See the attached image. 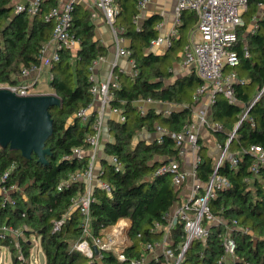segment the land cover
<instances>
[{"label": "trees", "instance_id": "16d2710c", "mask_svg": "<svg viewBox=\"0 0 264 264\" xmlns=\"http://www.w3.org/2000/svg\"><path fill=\"white\" fill-rule=\"evenodd\" d=\"M58 1L43 0L38 12L30 16L26 11H16L19 0H0V84L20 83L22 69L39 62L40 50L49 41L53 29L48 14ZM140 1L116 0L119 6L116 25L128 41L134 73H116L118 84L111 89L109 107L118 108L124 120L109 121L113 138L106 141L104 152L115 157L116 162L102 157L100 174V179L111 189L96 185L90 206L91 229L95 235H101L104 227L115 224L120 218L131 221V244L125 248V258L120 259L114 250L106 249L101 251V258L92 259L75 248V243L83 238V221L79 210L71 208L72 199L83 191L84 183L70 181L69 177L86 165L87 157L77 160L65 156L75 146L88 147L86 137L93 131L96 113H90L83 122L77 112L92 103V61L103 57L107 49L95 36L89 9L75 2L70 31L78 47L75 51L60 48V59L51 67L49 84L62 105L50 110L54 127L46 142L50 148L47 161H39L35 154L25 158L19 150L0 146V183L8 171L3 185L16 186L9 197L0 193V244L9 247L13 264H29L33 236L39 239L45 264H132L134 257L143 255L146 242L160 239L162 231L152 228L157 223L163 226L168 222L167 216L180 199V188L173 184L171 173L161 172L159 168L177 157L178 148L172 133L180 131L193 116L194 91L201 79L195 73L175 76L172 67L178 56L176 49L182 44L185 33L195 26L197 16L189 9L183 11L178 37L171 39L168 50L156 53L150 45L159 35L158 24L162 17L153 13L140 24L136 23ZM261 2L264 0H249L248 7L253 11ZM251 27L245 20L234 45L240 55V80L234 82L233 90L244 103H250L264 88V16ZM244 44L248 56L244 53ZM147 98L173 106L167 114L153 104L142 112L137 103ZM242 110L240 103L232 104L224 96H216L211 117L222 125L214 134L223 147ZM156 123L166 129L160 133V138L140 136L143 130L154 132ZM252 144L264 147V90L250 107L249 118L237 127L228 144L229 151L242 154L239 163L231 166L226 160L218 170L230 186L218 190L210 205L223 221L210 224L205 240L194 239L190 243L181 264H228L221 260L225 253L222 235L225 222L230 223L232 219H237L239 224L232 232L236 243L233 264H264V184L255 180L251 185L247 181L255 159L248 152ZM201 154L197 174L205 183L210 180L218 157L204 146ZM262 175L264 177V171ZM64 217L61 229H54L55 222ZM2 226L21 227L23 234L18 239L24 260L17 257L15 237L2 233ZM241 227H248L250 232L240 230ZM182 236L183 224L178 223L172 231L173 247L184 240ZM147 264H161V258Z\"/></svg>", "mask_w": 264, "mask_h": 264}, {"label": "built area", "instance_id": "2783aa9c", "mask_svg": "<svg viewBox=\"0 0 264 264\" xmlns=\"http://www.w3.org/2000/svg\"><path fill=\"white\" fill-rule=\"evenodd\" d=\"M43 0H27L16 5V11H26L30 16L35 15L41 2ZM148 0H141L140 7L146 5ZM176 1V26L166 34H159L151 42L154 45H166L169 47L171 39L177 35V26L180 22L181 14L185 9L193 11L197 16V26L191 30L182 49V59L185 66L194 69L201 79L200 85L196 89L195 98L207 94L209 96V104L212 106L216 96L221 94L230 103L237 104V98L233 84L240 80L235 70L225 72V67H237L240 64V55L234 48V45L239 39V28L244 24L243 9L248 4L249 0H175ZM78 0H70L66 3L57 5L50 10L48 17L53 21V29L51 37L40 50L39 62L31 63L24 67L20 73V83L8 84V87L15 91L18 95H28L35 93L31 90L33 86L39 81L43 72L48 71V79H52L51 67L56 61L60 59L59 49L68 47L73 50L75 43L74 34L70 31L72 15L71 11L73 4ZM92 7L100 9L105 17L107 24L112 27L114 44L117 48V57L125 56L130 58L131 51L124 44L126 39L119 33L116 25V18L119 12V6L116 0H89ZM261 4V3H260ZM54 44V48L50 53L47 52L50 44ZM244 53L249 55L248 48L244 47ZM100 58L92 61L90 78L93 84L90 88L92 96L100 98V107L96 112L95 120L93 122V131L88 134L86 141L88 147L75 146L70 153L65 157L68 159L83 160L87 159L86 165L73 172L69 180L81 181L84 183L83 191L77 193L72 199V207L78 209L82 216L83 238L75 243V248L90 258H101L102 250H114L120 259L125 258V248L131 244L129 238V229L131 222L129 219L123 222L125 227L119 229L115 228V224L108 225L103 229H107L106 235H95L91 229V215L90 206L93 201V188L95 184H99L102 188L110 190V185L101 180V170L96 174V166L100 160L104 144H102V134L105 127L104 118L107 111H119L118 108H110V100L113 96L112 87L117 86V78L112 73L103 82H97L93 70L97 66ZM117 61V60H116ZM116 62H114V65ZM133 65V60H132ZM134 66V65H133ZM22 81V82H21ZM264 88L262 89V91ZM260 91L250 103L243 106V110L236 122L235 129L229 133L226 145L221 147V154L216 161L214 172L208 182H202L198 179L197 169L198 164L202 159L201 148L202 144L199 140L200 125H207L217 131L222 129V125L210 121L206 113L202 112L199 116V121L186 122L180 131L172 133L175 138L176 146L178 147V154L183 155L185 145H188L195 153V159L191 170L182 169L178 160H171L163 164L159 171H168L171 173L172 182L176 186L182 185L188 178L193 179V184L190 194L181 202L172 214L167 216V223L161 226L157 223L152 230H161L164 236L162 243V252L158 256L161 258V264H181L185 258V253L194 239L205 240L209 235L210 224L217 221L222 222V218L213 213L210 202L211 199L217 196L218 190L226 189L230 186L228 179L218 173L221 165L229 160L231 166H237L241 158V153L228 154V143L236 134L237 127L243 120L249 118L250 107L260 97ZM145 102H152L151 98L143 100ZM90 105L81 108L77 115L86 122L90 116ZM124 120L123 115L121 116ZM159 130H162L158 127ZM247 151V150H246ZM248 152L254 155V161L250 166L251 175L247 178L251 185L255 180L264 184V147L261 145L252 144L248 148ZM111 161L116 162L115 157H111ZM119 168V165L117 166ZM8 177V171L1 177L0 190L9 197L10 191L16 186L3 182ZM65 217L62 220L55 222L54 229H61ZM178 223L183 224L184 240L179 242L176 247L174 240H172V231ZM225 230L222 235L225 253L221 260L228 264H233L235 260L236 243L232 237L233 228L238 227L237 219L225 222ZM111 230V232H110ZM240 230L250 232L248 227H241ZM2 233H8L15 237V247L18 259L24 260L25 256L18 239L23 234L21 227L13 228L2 226ZM169 239V240H168ZM171 239V240H170ZM160 242L148 241L145 243V252L140 257H134L132 264H147L146 251H154L160 247ZM95 247L98 251L95 250Z\"/></svg>", "mask_w": 264, "mask_h": 264}, {"label": "crops", "instance_id": "0c3cea01", "mask_svg": "<svg viewBox=\"0 0 264 264\" xmlns=\"http://www.w3.org/2000/svg\"><path fill=\"white\" fill-rule=\"evenodd\" d=\"M19 1L20 2H26L27 0H19ZM67 1H70V0H59L58 3L60 5V4L66 3ZM78 2L81 3L85 8L89 9L90 15H91V19H92L93 23L95 24V36H96V38H98L101 41V43L104 46L107 47L106 54L103 57H100V59H99L100 61L98 62L97 66L95 67V70H93V72L95 74L96 81L97 82H103L104 80H106L109 77V75L111 73L114 76H116V73H127V74L132 75L134 73V66L132 65V60L130 58H128V57H125V56H121V57H117L116 56L117 48H116V45L114 44V37L111 35V32L109 30V25L107 24L102 11L100 9H96V8L92 7L90 2H89V0H78ZM174 2L176 4L175 0H174ZM143 7H140V10ZM255 7H256V9L252 11V9H249L248 4H247L245 6V8L243 9V17H244V19L246 21L249 22V25H252L251 28L254 27L255 22L258 20L259 17H263L264 16V2H261V4L258 3ZM153 13H157V14L161 15V17H162L160 22H159V24H158V28H159V31H160L159 34L168 33L171 29L166 31V29L162 28L161 26L163 24L162 21L166 20V17H168L169 14H170V11H168V9H164V10H162L160 12L153 11V12L145 15L144 18L149 16V15H151V14H153ZM196 26H197V22H196V24H195V26L193 28H191L189 31H187L185 33V36L183 37V40H182V44L179 47H177L178 56L174 60L173 67H172L175 76H182L184 74H189V73H195L197 75V73H196V71L194 69H192L191 67L185 66L183 64V59H182L183 46H184V44H185V42H186L191 30L195 29ZM177 30H178V26H177ZM178 35H179V30L177 31L176 37H178ZM124 45L127 47V45H128V41L127 40H126ZM244 45L247 47L246 44H244ZM163 46H164L163 44L154 45V46L150 45V49L154 50L156 53H163V52H165L166 50L169 49V47L166 46L165 49L161 50L162 49L161 47H163ZM77 47H78V43H75V45L73 47L74 49L72 51H75L77 49ZM53 48H54V44L52 43L48 47L47 52L50 53ZM114 62H116L115 65H114ZM239 65L237 67H234V68H231V67L227 66V67H225V72L227 73V72H229L230 70L233 69V70H235V72L237 73L238 78L240 79V75H239V72H238ZM46 73L48 74V71H46ZM116 78H117V76H116ZM49 82H50V80L48 79L47 84L45 85V87L41 88L43 90L38 89V90H35L34 92H36V93L37 92H40V93H54V91L50 87ZM196 89L194 91L193 116H192V119L189 120V121H193V122L194 121L195 122L199 121V116H200V114L202 112L206 113V116H207V118H209L210 121H213V119L211 117L212 106H210V104H209V96L207 94H205V95L200 96L199 98H195ZM218 95H221V94H218ZM155 103L157 104V103H159V101H156V100L152 99V102H148L147 103V102L141 100L137 104L140 106V110L142 112H144L148 105H150V104L154 105ZM239 103H240V105L242 107L244 106V104H246V103L242 102L241 100H239ZM162 105H169L170 106L167 110L161 111V112H164L165 114L169 113V109L173 106V105H170L168 103H165V104H162ZM99 107H100V98L98 96H94V98L92 100V103L90 105V112L91 113L92 112L96 113L98 111ZM154 107H156V106L154 105ZM121 116H122V113H121L120 110L116 111V112L115 111H107V113L105 115V118H104L105 127H104V131H103V134H102V144L105 145L107 140H111L113 138L112 133H111V131L109 129V121H110V119H117V120L123 121ZM154 127H155L154 132H148L147 130H143L140 133V136H142L144 138H148V139L160 138L161 137L160 133L166 131L165 127H163L159 123H156ZM158 127H160L162 130H159ZM235 127H236V123L234 125V129H235ZM216 132H217V130L212 129L211 127H208L207 125H203V124L200 125V130H199V140H201L200 143L210 153H212V149L210 147V144L213 143L214 141L216 142L215 146L218 148L219 153L221 151L222 144L217 141L216 136L214 134ZM227 140H228V137H227V139L225 141V145L227 143ZM220 145H221V147H220ZM201 150H202V148H201ZM237 153H239V152H237ZM228 154H232V152L228 150ZM219 156L220 155L218 154V158H219ZM102 157H105V158H107L110 161L112 156L105 155L104 149L102 150V153H101V156H100V160L98 161L97 166H96V174L98 173V171H100L103 168L102 164H101ZM173 159L174 160H178L180 162V165H181L182 169L189 171L193 167V163H194V159H195V153L188 145H185L184 154L183 155L177 154V157H175ZM216 160H218V159H216ZM98 177H100V176H98ZM192 184H193V179L192 178H188L182 185H180V186H176L175 185L176 187L180 188V193H179L180 199L177 202V204L174 207V209L170 212V214H172L174 212L175 208L181 202H183L184 199L190 194L191 188H192ZM96 185H99V184H95L94 187ZM0 193H2L1 190H0ZM126 219L127 218H120V220L122 222L126 221ZM220 223H222V222L221 221L220 222L215 221V222L211 223V225H216V224H220ZM106 232H107V229H105V230L102 229L101 230V234H103V235L106 234ZM156 242H160L161 245H160V247H158L154 251H146L147 263L149 261H151L152 259H154V258L157 259L158 256L161 254V252H162V243L164 242L163 234L161 235L160 239L157 240ZM143 250H144L143 252H145V249H143ZM11 257H12V253H11ZM12 264H13V258H12ZM29 264H30V258H29Z\"/></svg>", "mask_w": 264, "mask_h": 264}, {"label": "water", "instance_id": "95a60500", "mask_svg": "<svg viewBox=\"0 0 264 264\" xmlns=\"http://www.w3.org/2000/svg\"><path fill=\"white\" fill-rule=\"evenodd\" d=\"M61 105L55 92L23 96L8 86L0 87V146L19 150L25 158L35 154L39 161L46 162L50 154L46 142L54 127L50 110Z\"/></svg>", "mask_w": 264, "mask_h": 264}, {"label": "rangeland", "instance_id": "374dc122", "mask_svg": "<svg viewBox=\"0 0 264 264\" xmlns=\"http://www.w3.org/2000/svg\"><path fill=\"white\" fill-rule=\"evenodd\" d=\"M57 5H59V3ZM164 9H168V11H170V14L168 17H166L165 21H162V23L164 25L162 24L161 27L165 28L166 31L169 29H173L177 23L176 4H175L174 0H148L146 5L143 8H141L140 13L135 18L136 23L140 24V22L143 20L145 15H147L153 11L160 12ZM115 27H117V25H115ZM109 30L111 32V35L113 36L114 34L112 31V27L110 28V26H109ZM165 47H166V45L161 47L162 48L161 50L165 49ZM47 81H48V74L46 72L45 73L43 72L40 76L38 83L35 86H33L31 88V90L32 91H35L38 89L43 90L41 88L45 87V85L47 84ZM7 86H8L7 83L0 84V87H7ZM37 93H40V92H37ZM154 105L160 111L167 110L170 107L169 105H162L160 103H157V104L155 103ZM215 143H216L215 141L213 143H211L210 147L212 149V153L214 154V156L218 157L217 155L218 154L220 155L221 151L219 153V150L215 146ZM121 227H125V226L123 225V222L119 219L115 223V228L119 229ZM110 232H111V230H110ZM31 239H32V249H31V254H30V264H45L44 251H43V249L39 243V239L35 238L34 236ZM0 264H12L11 251H10L9 247L7 248L6 246H4L2 244H0Z\"/></svg>", "mask_w": 264, "mask_h": 264}]
</instances>
